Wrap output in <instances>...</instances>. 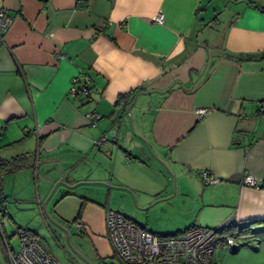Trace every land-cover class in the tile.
<instances>
[{"label": "crops", "instance_id": "crops-1", "mask_svg": "<svg viewBox=\"0 0 264 264\" xmlns=\"http://www.w3.org/2000/svg\"><path fill=\"white\" fill-rule=\"evenodd\" d=\"M85 1L0 0L13 19L0 159L25 157L0 178L4 231L31 229L53 255L43 234L68 239L71 225L91 245L83 260L99 264L117 262L108 209L162 234L227 219L264 227V0ZM135 89L137 132L114 106Z\"/></svg>", "mask_w": 264, "mask_h": 264}, {"label": "built area", "instance_id": "built-area-1", "mask_svg": "<svg viewBox=\"0 0 264 264\" xmlns=\"http://www.w3.org/2000/svg\"><path fill=\"white\" fill-rule=\"evenodd\" d=\"M159 19V18H158ZM13 19L0 4V47L4 44L5 34ZM77 75L71 77L72 92L77 91ZM83 93H88L86 88ZM200 113L202 109L198 110ZM89 121L94 122L99 115L87 112ZM105 139L101 136L95 141L100 144ZM204 180L215 183L219 177L203 172ZM243 184L254 186L255 180L245 175ZM106 234L111 242L118 261L114 264H211L212 253L219 243H224L229 249L235 243L226 228L234 224L231 219L224 220L216 226L191 225L177 233L162 234L148 230L121 213L108 209L105 214ZM74 226L78 231L84 229V224L76 219ZM12 234L17 238L14 247L5 241L4 257L6 264H59L46 247L43 239L37 233L26 227L17 226Z\"/></svg>", "mask_w": 264, "mask_h": 264}, {"label": "rangeland", "instance_id": "rangeland-1", "mask_svg": "<svg viewBox=\"0 0 264 264\" xmlns=\"http://www.w3.org/2000/svg\"><path fill=\"white\" fill-rule=\"evenodd\" d=\"M141 101L144 102L146 99H141ZM142 104L143 107L140 108V111L146 108L144 105H148L146 102ZM121 114L125 119L126 125H129L135 132L139 131L134 112L130 107L125 108L124 112L121 111ZM66 228L69 233L68 239L64 233V235L58 237V242L54 239L58 234L54 229L52 232L53 236L49 232L43 234L44 239L51 246L52 253L59 264H92L91 262H85L83 260L84 256L79 251L81 249L87 252L90 250L91 245L84 238H78L71 225ZM5 232L9 236L12 233V228L7 222ZM8 240L14 247L17 245V238L14 235L10 236ZM234 241L238 246L237 251H232L228 247H222V249L217 248L215 250V264H264V227L260 226L253 229L250 234L239 235ZM0 264H6L2 245H0Z\"/></svg>", "mask_w": 264, "mask_h": 264}, {"label": "trees", "instance_id": "trees-1", "mask_svg": "<svg viewBox=\"0 0 264 264\" xmlns=\"http://www.w3.org/2000/svg\"><path fill=\"white\" fill-rule=\"evenodd\" d=\"M82 1H84V5H85L86 1L85 0H82ZM262 56H264V55H262ZM262 56H258V57H262ZM252 57H256V56L254 54L246 55V58H252ZM137 91L138 90L135 89V90H130L128 92H124V93L119 94L116 97L114 106L119 107L120 110L122 112H124L125 108L128 106L130 100L132 99L131 97L134 96V94ZM24 159H25V157L23 154L12 156L9 159H0V178L2 177L3 174H6L8 172H11L15 169L22 167V165H23L22 160H24ZM0 184H1V182H0ZM6 201H7V199H6L5 195L2 193L1 187H0V245H2L3 252H4V248H5V241L9 242L8 238L13 235V234H11L10 236L7 235L5 233V231L3 229V225H2L3 219L8 215L7 210H6V206H5ZM76 219H78V218H76ZM226 229H227L226 233L228 234V236L231 235L233 239L239 235L250 234L253 231V229L250 228L249 224H246L243 226H236L235 224H232ZM165 234H167V233H165ZM237 249H238V246L234 245V247L231 248L230 250L237 251ZM113 258H116V256L114 255ZM116 261H118L117 258H116ZM99 264H114V263H112V260L110 261L107 259L106 260L100 259Z\"/></svg>", "mask_w": 264, "mask_h": 264}, {"label": "water", "instance_id": "water-1", "mask_svg": "<svg viewBox=\"0 0 264 264\" xmlns=\"http://www.w3.org/2000/svg\"><path fill=\"white\" fill-rule=\"evenodd\" d=\"M61 182H63V183H66L65 181H63V180H60ZM67 184V183H66ZM55 224H57L58 226H60L62 229H65V228H63L59 223H57V222H55Z\"/></svg>", "mask_w": 264, "mask_h": 264}]
</instances>
